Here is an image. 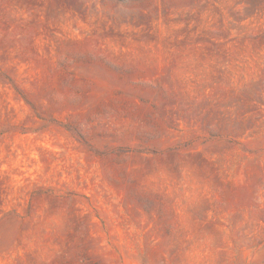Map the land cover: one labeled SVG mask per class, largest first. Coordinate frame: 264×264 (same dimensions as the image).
<instances>
[{
  "label": "rangeland",
  "instance_id": "rangeland-1",
  "mask_svg": "<svg viewBox=\"0 0 264 264\" xmlns=\"http://www.w3.org/2000/svg\"><path fill=\"white\" fill-rule=\"evenodd\" d=\"M0 264H264V0H0Z\"/></svg>",
  "mask_w": 264,
  "mask_h": 264
}]
</instances>
